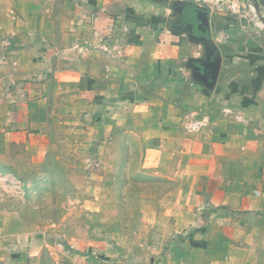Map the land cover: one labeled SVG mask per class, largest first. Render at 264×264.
I'll list each match as a JSON object with an SVG mask.
<instances>
[{
	"label": "crops",
	"instance_id": "0c3cea01",
	"mask_svg": "<svg viewBox=\"0 0 264 264\" xmlns=\"http://www.w3.org/2000/svg\"><path fill=\"white\" fill-rule=\"evenodd\" d=\"M244 1V19L207 11L208 34L178 0H0V168L17 170L21 147L39 161L50 123L72 115L89 145L135 132L141 163L174 180L161 246L103 214L52 247L0 215V264H41L47 248L54 264H264V0Z\"/></svg>",
	"mask_w": 264,
	"mask_h": 264
},
{
	"label": "rangeland",
	"instance_id": "374dc122",
	"mask_svg": "<svg viewBox=\"0 0 264 264\" xmlns=\"http://www.w3.org/2000/svg\"><path fill=\"white\" fill-rule=\"evenodd\" d=\"M87 125L72 115L50 123V149L39 161L28 157L26 147L16 149L25 162L17 170L0 168V215L20 217L31 230L48 234L52 247L61 229L93 228L103 216L117 217L116 227L106 228L127 233L133 245L161 246L172 225L165 197L174 180L141 163L145 144L135 132L116 129L105 143L89 145L94 133ZM93 202L103 210L92 213L87 207ZM146 207L153 209V222L144 219ZM53 250L47 248L41 264H54Z\"/></svg>",
	"mask_w": 264,
	"mask_h": 264
},
{
	"label": "built area",
	"instance_id": "2783aa9c",
	"mask_svg": "<svg viewBox=\"0 0 264 264\" xmlns=\"http://www.w3.org/2000/svg\"><path fill=\"white\" fill-rule=\"evenodd\" d=\"M187 5L210 11L212 13H220L228 15L233 19H244L247 17V6L244 0H178ZM255 13L254 22L258 29L264 33V9Z\"/></svg>",
	"mask_w": 264,
	"mask_h": 264
},
{
	"label": "water",
	"instance_id": "95a60500",
	"mask_svg": "<svg viewBox=\"0 0 264 264\" xmlns=\"http://www.w3.org/2000/svg\"><path fill=\"white\" fill-rule=\"evenodd\" d=\"M194 12H195L196 19L202 24V26H204V27L200 28L201 31L204 32L205 29L207 28V31H208V34H209L210 29H209V26H208V12H207V10L195 7ZM219 65H220V57H218L216 59L215 63L213 64V66L215 68V72H214V77L213 78H215L216 75H217Z\"/></svg>",
	"mask_w": 264,
	"mask_h": 264
}]
</instances>
